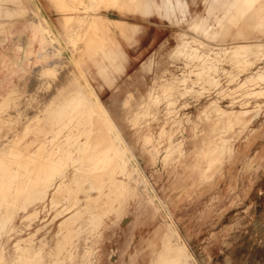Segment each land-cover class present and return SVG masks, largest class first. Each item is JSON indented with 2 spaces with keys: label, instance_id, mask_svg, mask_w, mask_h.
<instances>
[{
  "label": "rangeland",
  "instance_id": "374dc122",
  "mask_svg": "<svg viewBox=\"0 0 264 264\" xmlns=\"http://www.w3.org/2000/svg\"><path fill=\"white\" fill-rule=\"evenodd\" d=\"M80 1L55 4L86 13L75 6ZM159 2L97 6L122 9L124 26L139 11L140 32L122 33L129 45L140 44L139 62L124 65L123 81L106 80L101 98L145 184L132 179L131 191L114 200L118 162L108 158L120 152V136L93 99L83 103L81 89L91 88L92 69L115 78L108 71L117 67L103 64L116 55L106 52L102 26L116 23L95 14L93 25L73 18L77 29L92 25L91 37L79 39L88 46L73 49L70 62L64 57L34 72L37 81L23 90L19 82L9 88L22 65L1 48L0 22V264H159L168 217L150 199L153 188L180 215L197 264H264V0H184L172 8ZM251 40L263 41L259 57L224 55L227 46ZM194 49L212 58L190 56ZM215 147H224L221 162L212 160ZM88 208L103 220L91 219Z\"/></svg>",
  "mask_w": 264,
  "mask_h": 264
},
{
  "label": "crops",
  "instance_id": "0c3cea01",
  "mask_svg": "<svg viewBox=\"0 0 264 264\" xmlns=\"http://www.w3.org/2000/svg\"><path fill=\"white\" fill-rule=\"evenodd\" d=\"M55 1H62V0H0V9H2L1 12L2 14L0 15V22L2 21L4 25L3 27L4 42L2 43L3 46L1 48L9 52L10 60L13 59L12 58L13 56L15 58L14 62L17 63L18 60L19 64L22 65L20 72L13 77L9 88H11L17 82H19L21 88L24 87L23 90L27 89L29 81L31 82L33 80L37 81V78L35 77L33 78L34 72L47 68V66L51 64L53 61H55L54 63L62 62L64 60V57H68L67 59L70 62L71 58H74L75 56V54L73 53V49L88 46V45L80 44L79 39L84 34L85 36L87 35L91 37L92 25L95 22V19L93 18L94 14L97 16L101 15L106 19L110 18L116 23V25L112 27L111 30H108L107 25L102 26L105 30V33L106 34L108 33V35L105 36L107 37L106 52L107 54L110 55L111 58H114V54L116 55L115 59H111V60H109V58L106 57L103 64L109 66L115 65L117 67L116 69L114 67H111L110 69L112 70L108 71V75H110V77L114 75L115 78L112 79L109 78L108 76L105 77L103 71L101 73H97L95 69H92V72L89 73L90 76L87 78V80H89V85L91 86V88L87 87L85 89L83 87L81 89L84 98L83 103L88 104L91 101V99H93L94 103L96 105L98 104L96 106L98 108L96 112L104 115H109L110 124L113 130L117 131V133L120 136V144H119V146L121 147L120 152L109 154L108 159L111 161L113 160L117 161L118 163H117L116 173L123 172L125 175H128V178H126L125 176L119 177L116 173L112 177L113 179L112 182L115 185V189L111 190L110 193L114 194L113 198L115 199V195H117L119 192L123 193L127 189L129 192L131 191L132 182L130 181L132 179L138 182L139 186L145 184V180L136 177V172L143 174V170L142 168L139 167L138 163L137 165L136 163L133 164L134 166L132 167L128 163V160H130L131 156L135 157V154L133 152L134 149L132 148V146L128 144L127 139L124 137L122 133V129L119 127L115 118L112 116L110 109L104 104L101 98L102 95L106 94L103 93L102 91V86L103 85L105 86L106 80H114L116 84L117 81H123L122 77L123 74L125 73L123 71L124 65L133 64L134 66L139 62L140 44L137 43L136 45L135 44L136 42L135 43L132 42V44L129 45L128 44L129 41L125 42L122 35L124 30L126 29H127L126 32L132 33V38L134 33L140 32L138 26L139 11H137L135 16L133 14L128 15V17H131V19L129 20L126 19V20L131 22V24L124 26L123 21L125 20V18H124L123 10L117 7L98 8L97 6L99 5V0H87V1L81 0L80 3H76L75 6L86 10V13L79 12L76 14L73 11H61L60 9H57L56 8L57 4H55ZM64 1H69V0H64ZM114 1L119 3L120 2L122 3V1L124 2V0H114ZM183 1L184 0H160L158 6L160 8H167V7L172 8V6L175 3L182 4ZM67 7L71 8L72 6L68 4ZM73 18H77L79 20H86V22L92 25L88 24L85 26V28L77 29L76 24H74L75 23L74 20H72ZM105 22L107 21L105 20ZM152 31L154 30L149 28L144 30L143 32H152ZM255 41L256 40H251L249 42L256 44L258 43L263 44V41L260 40L256 42ZM76 42L79 43L77 44ZM125 50H127V53L125 52ZM5 54L7 56V53ZM57 60H59V62H56ZM113 69L115 70L113 71ZM134 79H137L136 76H133L132 81ZM95 84L100 88L101 91L95 89L96 87ZM86 107L89 109H85V111L91 112L90 111V109L92 108L91 105L90 104L88 106L85 105L84 108ZM198 146L196 150L197 153L199 154ZM212 157H213L212 160L216 159V161H219L218 147L215 154L214 153L212 154ZM197 163L195 162L193 165L196 166L198 165ZM85 168H87V166H85ZM146 185H148L147 182ZM254 187H257V185H254ZM152 192H153L152 194H149L150 199H153V201H156V199H158L157 202L159 204L158 208L160 207L165 208L166 216L168 217V221L166 225L167 228L163 231L162 234V245L161 247H159V250L161 252L159 253V256L158 258H156V260L159 262V264H170V263L184 264L185 261H186L185 264L188 263L196 264V257L193 254V252L190 251L189 245L184 239L183 234L181 232L185 230V226L181 221L182 219L180 218V215L177 212L175 213V208L174 207L172 208L168 200H166L161 194H158L154 188ZM113 198L111 200H114ZM86 207L87 205L84 204V214L86 211ZM88 209L90 210L91 219L97 222H101L103 220L104 216L101 212L97 214L95 212L96 210L92 211L91 208ZM261 213L262 211H259L258 213L259 221L262 218ZM261 223L262 222L260 221L259 224ZM258 229L261 230L262 228L258 227ZM84 230H85V225L83 224V232ZM170 237L171 239L172 238L173 239L171 240ZM163 240L167 242L166 244L167 246L169 240L171 241L170 242L171 246L169 244L168 250L165 249L167 248L166 245L164 244L166 242H164ZM172 241L175 244L174 247L172 246L173 244ZM176 243H179L180 245L179 244L176 245ZM177 248L178 249L182 248L181 250L183 253H181V250L180 249L178 250ZM162 252L164 253V255ZM175 255L177 256L175 257Z\"/></svg>",
  "mask_w": 264,
  "mask_h": 264
},
{
  "label": "bare ground",
  "instance_id": "6f19581e",
  "mask_svg": "<svg viewBox=\"0 0 264 264\" xmlns=\"http://www.w3.org/2000/svg\"><path fill=\"white\" fill-rule=\"evenodd\" d=\"M68 24V23H67ZM67 29V28H66ZM79 32V31H78ZM253 44L254 43H252V42H247V43H240L239 45H237V44H235V46H233L232 48L230 47V45L229 46H227L226 47V49L224 50V55H227V56H229L230 54H231V57L234 59V60H236V61H238V60H240L241 58H244V57H248V56H250V55H252V54H254L256 57H259L260 56V53H261V51H262V46H263V44H261V43H258V44H256V45H258L257 46V48L255 47H253ZM195 48H198L197 46H195ZM196 54H197V56L198 57H202L203 59H205V60H207L208 61V58L209 57H211L212 58V54H205V53H200V52H198L196 49H194V52L193 53H190V56H196ZM223 54V53H222ZM259 55V56H258ZM210 63H211V61H210ZM205 72L207 73H210V72H212V65L210 64V65H208L207 66V68L205 69ZM65 76V75H64ZM46 98V97H45ZM245 111V110H244ZM243 112V111H242ZM250 112V110H246L245 111V114H247V113H249ZM259 115V110H255L254 111V114H253V117H252V119H251V122L253 121V119H254V117H255V115ZM245 116V115H244ZM231 118V117H230ZM238 120L239 119H241L240 117L238 118V117H236ZM229 119V118H228ZM227 120V119H226ZM248 120V119H247ZM246 120V121H247ZM95 121V120H94ZM245 121V120H244ZM249 123V122H248ZM75 124V123H74ZM100 125V124H99ZM226 127V126H225ZM225 127H221V129H220V137H226L227 135H226V133L228 132V130L225 128ZM217 134V133H216ZM106 136V135H105ZM238 136V135H237ZM181 137V136H180ZM172 138V137H171ZM91 139V138H90ZM89 139V140H90ZM106 139V138H105ZM226 139V138H225ZM224 139V140H225ZM223 140V141H224ZM222 141V140H221ZM220 141V142H221ZM226 141V140H225ZM106 142V141H105ZM104 142V143H105ZM69 145V144H68ZM92 145V144H91ZM227 145V144H226ZM224 146V145H223ZM225 147V146H224ZM224 147H221L220 149L218 148V153H222L223 154V152H224ZM228 147V146H227ZM203 149V148H202ZM228 149V148H227ZM81 150V149H80ZM216 147H215V152H216ZM226 150V149H225ZM233 150V149H232ZM230 151V150H229ZM232 152V151H231ZM52 157V156H51ZM113 159V158H112ZM214 160H216V159H214ZM219 160V159H218ZM213 162V161H212ZM219 162H221V161H219ZM67 167V166H66ZM62 172V171H61ZM79 172V171H78ZM105 172V171H104ZM73 174H75V173H73ZM77 174V173H76ZM81 174V173H80ZM51 175V174H50ZM106 175V174H105ZM110 175V174H109ZM81 177V176H80ZM95 177V176H94ZM97 177V176H96ZM82 178V177H81ZM99 178V177H98ZM101 178V177H100ZM99 178V179H100ZM103 178V177H102ZM109 178V177H108ZM95 179V178H94ZM77 180V179H76ZM101 181V180H100ZM51 182V181H50ZM82 182V181H81ZM80 182V183H81ZM3 183H5V182H3ZM77 183V182H76ZM99 183V182H98ZM2 184V183H1ZM42 184V183H41ZM52 184V183H51ZM2 185H4V184H2ZM19 185V184H18ZM87 185V184H86ZM89 185V184H88ZM49 186V185H48ZM52 186V185H51ZM143 186V185H142ZM77 187V186H76ZM87 187V186H86ZM1 188V187H0ZM88 188V187H87ZM84 189V188H83ZM86 189V188H85ZM44 190V189H43ZM81 191V190H80ZM85 191V190H84ZM31 192V191H30ZM34 193H35V191H33ZM110 192V191H109ZM77 194V193H76ZM32 195V194H31ZM74 198V197H73ZM78 198V197H77ZM27 199V198H26ZM114 199V198H113ZM5 200V199H4ZM27 202V201H26ZM80 202V201H79ZM90 202V201H89ZM110 203V202H109ZM76 204V203H75ZM84 204V203H83ZM82 204V205H83ZM1 206V205H0ZM11 207V206H10ZM25 207V206H24ZM73 207V206H72ZM84 207V206H83ZM80 210V209H79ZM75 212V211H74ZM82 212V211H81ZM79 214H80V212H79ZM96 214V213H95ZM4 215V214H3ZM70 215V214H69ZM92 216V215H91ZM3 217V216H2ZM5 218V217H4ZM89 218V217H88ZM66 219V218H65ZM1 222H3V221H1ZM63 222V221H62ZM2 224V223H1ZM68 224V223H67ZM65 226V225H64ZM66 228V227H65ZM168 236V235H167ZM166 236V237H167ZM171 236V235H170ZM173 236V235H172ZM169 237V236H168ZM178 237V236H177ZM170 239H171V237H170ZM173 239V238H172ZM171 239V240H172ZM168 240V239H167ZM164 242H166L165 240H163ZM178 241H180V240H178ZM163 242V243H164ZM170 240H169V243H168V246H169V244H170ZM173 242V241H172ZM183 243V242H182ZM165 245L167 244V242L166 243H164ZM179 243H176V245H178ZM164 245V246H165ZM174 242H173V244H172V246L174 247ZM180 245V244H179ZM168 246L166 245V247L167 248H165V249H167L168 250ZM170 246H171V244H170ZM183 246V245H182ZM176 247H178V246H176ZM169 248H171V247H169ZM183 248V247H182ZM182 248H179L180 250L182 249ZM187 248V247H186ZM176 249V248H175ZM178 249V248H177ZM178 249V250H179ZM185 249V248H184ZM163 253V252H162ZM181 253H183L182 252V250H181ZM174 254H177V253H174ZM163 255H164V253H163ZM173 255V254H172ZM177 255H175V257H176ZM160 257H161V255H160ZM161 259V258H160ZM164 259V258H163ZM190 259V258H189ZM192 259V258H191ZM193 260V259H192ZM188 261V260H187ZM163 262H164V260H163ZM186 262V261H185ZM185 262H184V264H185ZM191 263V262H190ZM192 263H193V261H192ZM171 264V263H170ZM189 264V263H188ZM197 264V263H196Z\"/></svg>",
  "mask_w": 264,
  "mask_h": 264
}]
</instances>
